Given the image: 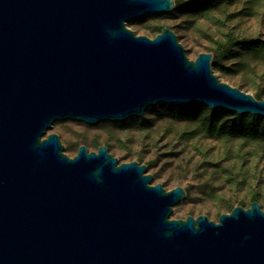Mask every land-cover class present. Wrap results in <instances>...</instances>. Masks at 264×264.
I'll use <instances>...</instances> for the list:
<instances>
[{
  "label": "water",
  "instance_id": "obj_1",
  "mask_svg": "<svg viewBox=\"0 0 264 264\" xmlns=\"http://www.w3.org/2000/svg\"><path fill=\"white\" fill-rule=\"evenodd\" d=\"M174 0H0V264H264V209L169 219L183 187L106 146L73 157L46 132L139 118L157 105L264 117V100L221 81L212 53L127 22Z\"/></svg>",
  "mask_w": 264,
  "mask_h": 264
},
{
  "label": "rangeland",
  "instance_id": "obj_2",
  "mask_svg": "<svg viewBox=\"0 0 264 264\" xmlns=\"http://www.w3.org/2000/svg\"><path fill=\"white\" fill-rule=\"evenodd\" d=\"M127 27L149 38L159 28H169L185 56L195 60L198 54L210 52L214 42L227 32L264 40V0H228L204 15H147L127 22ZM223 65L222 70L211 67L221 81L251 95L260 91L264 100V50H235ZM163 106L148 108L139 121L96 125L57 121L46 134L58 135L68 157L75 156L80 145L89 152L106 146L118 163L146 165L151 185L161 182L167 191L190 187L189 198L173 207L169 219L205 215L216 222L220 214L234 207L248 208L253 199L264 209V142L205 138L197 134V122L166 117Z\"/></svg>",
  "mask_w": 264,
  "mask_h": 264
},
{
  "label": "trees",
  "instance_id": "obj_3",
  "mask_svg": "<svg viewBox=\"0 0 264 264\" xmlns=\"http://www.w3.org/2000/svg\"><path fill=\"white\" fill-rule=\"evenodd\" d=\"M225 3H228V0H174V8L169 14L198 12V14L204 15ZM162 29L159 28L157 34ZM235 50L247 52L263 51L264 40L258 37H237L227 32L224 34L223 39L216 40L210 49L213 55L212 65L217 70L225 69L224 61L231 58ZM253 96L260 100L261 92L256 91ZM163 107L166 117L178 121L197 122L195 130L197 134L205 138L264 142V117L249 114L238 115L224 110H209L201 105H192L190 107L164 105ZM131 121H139V119L133 118ZM190 189V187H184L185 198H189ZM252 202H255V200L253 199Z\"/></svg>",
  "mask_w": 264,
  "mask_h": 264
}]
</instances>
